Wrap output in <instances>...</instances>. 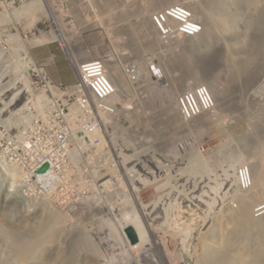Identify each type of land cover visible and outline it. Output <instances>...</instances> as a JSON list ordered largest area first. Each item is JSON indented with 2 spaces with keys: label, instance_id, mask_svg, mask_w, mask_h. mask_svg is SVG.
<instances>
[{
  "label": "rangeland",
  "instance_id": "1",
  "mask_svg": "<svg viewBox=\"0 0 264 264\" xmlns=\"http://www.w3.org/2000/svg\"><path fill=\"white\" fill-rule=\"evenodd\" d=\"M7 1L9 0H0V107L11 100L15 92L20 91V95L15 97L20 98L19 106L27 103L32 94H37L36 91L27 92L29 79L26 77L25 81L23 76L14 79L27 84H18L16 89L6 93V90L15 86V81L10 71V63L1 48L12 33L20 30L26 39H31L35 32L34 27L27 25V18L17 19L14 10H4ZM173 1L204 3L209 0ZM239 1L242 0H234V3ZM26 2L28 4L31 0ZM230 2L220 0L219 3L225 11H241L240 14L235 16L229 26L221 24L214 27L201 41L194 40L193 46L197 51L190 55L192 66L201 80H206V75L212 73L213 81L225 91V98L221 101L225 102L212 113L203 115L194 122L187 121L178 125L167 120L166 106L176 103V96L181 89L174 90L173 83L150 78L145 64L150 58L157 59L161 67L163 63L168 65L170 61V77L190 75L192 73L189 69L192 67L186 62L187 58L181 57L182 54L179 55L178 52L163 59L173 49L163 53L157 42V47L152 50V44H148L147 40L152 35L151 29L145 23L144 28L141 24L143 20L147 23L151 11L162 7L154 8L150 5L151 0H133V45H130V49L133 61L142 68V74L139 80L133 81V92L118 94L123 104L119 114L121 121L115 119L106 122L110 130L118 132L116 134L120 133L119 127L123 122L133 129L131 133L128 132L130 138L127 137L132 145L127 146L129 149L124 153H119L120 148L113 141L109 144L121 168H133L132 184L138 190L134 192L133 185L128 191L118 189L116 185H108L114 182L111 177L114 172L110 169H107L106 186L102 185L104 181L101 183L99 172L93 165L98 161L95 150L97 141L93 137L95 144L87 145L89 150H93L87 151L88 157L87 154L79 152L81 158H67L71 171L64 182L42 187L37 181L41 176L37 163L40 160L64 162L66 159L62 153L53 156V151L57 149L54 139L51 138L52 125L42 122L41 118L36 129L31 132L36 141L34 152L28 153L22 164L9 161L10 166L8 169L6 167L8 176L0 173V264H55L56 257L52 256L55 250L54 254L59 256L70 243L72 249L69 257L72 259L67 256L62 264H249L242 253L248 243L255 241L257 233L254 229H237L236 218L244 208L245 199L249 203L252 217L255 216V208L264 202V194L257 192V188L264 184V170L249 191L241 190L235 178L240 165H249L253 171L251 160L258 151V143L264 141V57L257 55L252 46L256 41L264 51V18L263 12L261 15H251L245 11L246 8L233 10ZM253 3L261 9L264 8V0H253ZM140 11L145 12L143 19ZM246 33L248 40L242 43L236 41L237 36L243 38ZM31 52L38 61V67L44 68L53 79L71 82L76 80L74 67L58 44L34 48ZM241 57L246 66L243 83H239L236 76L229 73L232 59ZM30 67L27 64L28 71L26 70L25 75L36 74ZM186 80L187 83L193 82L194 78L187 77ZM11 81L14 86L9 84ZM120 81L124 82V78ZM7 84L9 86L2 90L1 87ZM45 104L47 101L41 98L39 106ZM43 110L44 107L40 109ZM22 130H30L25 120L18 128L17 125L11 126L10 133L15 137L12 148L25 145L23 140L17 138L24 133ZM130 141L126 142L130 144ZM97 153L102 155L103 152ZM103 166L106 167L104 164ZM51 212L59 215V219L54 222V228L53 223L48 224V217L53 214ZM136 215L143 227L145 225L148 237L141 250L130 249L122 232V222L126 217L134 218ZM51 229L56 232L46 233ZM41 231L44 233L41 234ZM17 233L19 234L16 235ZM233 234L239 236L235 238ZM19 235L24 239H19ZM37 235L43 238L39 239ZM53 235V238H47ZM22 240H25L24 243ZM35 241L40 244L42 242L43 249L39 252L41 255L35 249L24 246L26 242ZM243 245L245 246L242 247ZM8 249L11 251L8 252Z\"/></svg>",
  "mask_w": 264,
  "mask_h": 264
},
{
  "label": "built area",
  "instance_id": "2",
  "mask_svg": "<svg viewBox=\"0 0 264 264\" xmlns=\"http://www.w3.org/2000/svg\"><path fill=\"white\" fill-rule=\"evenodd\" d=\"M25 1L9 0L4 10H16L17 6H21ZM40 2L48 12L40 19L43 27L39 35L50 36V40L45 41L46 44L56 42L62 48H71L69 49L71 61L78 66L79 80L64 85L55 82L46 72L40 73L32 67L36 74L29 73L31 86L39 94H48L50 98L43 111H40L42 107L39 106L40 99L37 95H31L24 107H16L15 101L12 105L0 109V159L11 156L12 163L22 164L26 155L34 152L36 141L31 132L43 118L42 122L52 125L51 138L54 139V146L57 149L53 151L55 153L53 156L62 153L66 159L64 162L40 160L37 163L38 171L41 173L37 181L42 187H48L53 183L64 182L68 178L71 168L67 158L73 159L79 152L87 154L88 157L87 151L93 152L87 147L95 144L92 137L97 141L95 145L97 151L98 148L104 147L112 135L105 120L117 115L118 104L111 98L119 89H113V82H116L115 78L118 75L110 62H114L126 78L127 92H133V80L135 81L133 69L136 71V68L133 67L132 61L124 60L129 59V54L124 48L133 45V41H129L127 45V37L133 32V0H40ZM149 16L160 39L158 41L165 49L173 47L171 43L176 44L187 35H197L202 31V23L193 10L182 4L156 10ZM1 50L10 63L13 79L25 76L28 68L25 67L27 57L22 39L15 37L5 41ZM83 51H89L90 54H80ZM149 67L153 77H162V67L157 60H149ZM16 81L17 85L21 84V81ZM178 104L186 120H193L202 113L211 111L215 105L214 101H208V87L204 84L183 92L178 98ZM24 120L30 126V130H22L24 133L17 138L23 140L25 145L12 148L15 137L10 133V128L16 125L18 128ZM93 129L98 130V135L91 136L90 131ZM105 156L107 154H103V157ZM108 165L116 164L111 160ZM94 167L99 172L101 180L103 167L100 163H96ZM4 170L6 164L5 169H0V173H4ZM127 177L123 174L116 175L115 180L122 184L123 188H127ZM238 181L243 189L252 186V175L247 166L239 168ZM255 214L256 216L264 214V202L257 206Z\"/></svg>",
  "mask_w": 264,
  "mask_h": 264
},
{
  "label": "bare ground",
  "instance_id": "3",
  "mask_svg": "<svg viewBox=\"0 0 264 264\" xmlns=\"http://www.w3.org/2000/svg\"><path fill=\"white\" fill-rule=\"evenodd\" d=\"M173 0H151V4L150 5H152V6H154V8L155 7H157V6H159L160 8L162 7V8H166V6H169V5H171V4H179V2L177 1V2H172ZM231 2V5L234 7V9L233 10H239V9H241V10H243L244 8H246V10L245 11H247L249 14H251V15H257V13L258 14H260L261 15V13L263 12V15H262V17L264 18V8H260L259 6H257L255 3H253V0H242V1H239V2H237L236 4L234 3V0H230ZM220 2V0H209V1H207V2H204V3H197V2H188V1H180V3H182V5H185V6H188V7H190V10H194V13H195V15H196V17L198 18V19H200L201 21H202V23H203V26H204V29L199 33V34H197V37L195 36V35H187V38H185V39H182V40H180V42L179 43H177V44H175V46L174 47H172V49L173 50H171V51H169V53L167 54V57H163V59H166V58H168L169 56L171 57L173 54H176L177 52V54H179V55H181V57H186L187 59H185L186 60V62L188 63V65L190 66L191 65V69H189V71H190V73H192V74H187L186 76L184 75V76H182V75H175L174 77L172 76V77H170L169 76V63H170V61H169V63H168V65L166 64H162V69H163V75H164V79L162 80L164 83H166V82H169V83H173L172 84V86L173 87H175V89L174 90H176V89H181L180 91H183L184 89H186V88H188V87H190V86H193V85H195V84H197V83H205V84H207L208 86H209V88L212 90V92H213V94H214V96H215V101H216V107H219L221 104L223 105L224 103L223 102H225V101H223V102H221L222 100H223V98H225L224 96V90L221 88V87H219V85L218 84H216L213 80V78H211V76H212V73L211 74H209V75H206V80H201V78H200V76L197 74V70L196 69H194L193 68V66H192V64H193V60H191L192 58H190V55L191 54H193V53H195L196 51H195V47L193 46V45H195L193 42H194V40L196 41H201L203 38H204V36H208L209 35V33L212 31V29L214 28V27H218L219 25H224V26H229L230 24H231V22L235 19V16L237 15L238 16V13L239 12H241V11H237V12H233V11H225L226 9H224L223 8V6H222V4L221 3H219ZM184 3V4H183ZM144 8V7H143ZM147 8V7H146ZM170 8V7H169ZM45 10H46V8L42 5V3L40 2V1H31V2H29L28 4H26V5H23V7L22 8H18L17 10H14L13 12H14V15L16 16V18L17 19H21L22 17H25V18H27V25H29V26H31V27H34L35 26V24H36V22L38 21V19L40 18V16L45 12ZM229 10H232V9H229ZM259 10H262V11H260L259 12ZM144 14H145V12H141L140 11V16H142V18L141 19H143V17H145L144 16ZM240 14V13H239ZM242 14V13H241ZM146 18H147V16H146ZM257 21V20H256ZM261 21V20H260ZM143 23H145L146 25H148L149 27H150V29H151V32H152V35L150 36V37H147V40H148V44H152V50H154L155 49V47H157L156 45H158L157 43H159L158 42V40L160 41V39L158 38V36L156 35V32H155V30H154V27H153V25H152V23H151V21H150V19L148 18V21H147V23H146V20H143V22H142V24H141V27H145V26H143ZM27 28V27H26ZM222 28V27H221ZM225 29H227V28H225ZM232 29V28H231ZM228 30V29H227ZM134 32L136 33V31L134 30ZM134 33V34H135ZM147 33V32H146ZM145 33V34H146ZM234 33H236V32H234ZM17 34L19 35V37L21 36V37H23V39H22V41H23V47L25 48V51H26V57H27V60H26V63H33V67H34V69L35 70H37V71H39L40 73H42V72H44V70L42 69V68H40V67H38V64L35 62V59H34V56L32 55V52H31V48L33 47V46H35V45H40L41 43H43V41H45V39H47L48 37H46L45 35H34L31 39H26L23 35H22V33L20 32V30L17 32ZM131 36H128L127 37V45H128V42L130 41H133V32H131V34H130ZM156 36H157V38H158V40L156 39ZM188 36H195V37H188ZM14 37V35H12V38ZM178 37H181V36H178ZM236 37V36H235ZM136 38V37H135ZM211 38V37H210ZM173 39V38H172ZM171 39V40H172ZM124 40V39H123ZM136 40V39H135ZM246 40H248V33H246L245 35H244V37L242 38V37H239V36H237L236 37V41H239V43L241 42H245ZM157 42V43H156ZM236 43V42H235ZM238 43V44H239ZM202 44V43H201ZM237 44V45H238ZM258 42H253V47H254V49L253 50H255L256 52H257V55H259L260 57H264V51L258 46ZM171 45H174L173 43H171ZM242 45V44H241ZM244 45V44H243ZM248 45V44H247ZM180 47V49H177V47ZM199 46V45H198ZM234 46V45H233ZM249 46V45H248ZM199 48V47H198ZM245 48V47H244ZM68 49H71V48H68ZM124 49H126L127 50V53L129 54V59L128 60H126V59H124L125 60V62H128V61H132L133 62V53H132V50L130 49V48H127V47H125ZM229 49V48H228ZM233 49V48H232ZM239 49V48H238ZM207 50V49H206ZM230 50V49H229ZM243 50V49H242ZM90 51V50H89ZM89 51H83V52H81L80 54H82V55H88V54H90L89 53ZM91 52V51H90ZM153 52V51H152ZM159 52V51H158ZM167 52V51H166ZM175 52V53H174ZM199 52V51H198ZM220 52V51H219ZM240 52V51H239ZM200 53V52H199ZM228 53V52H227ZM155 54V53H154ZM243 54V53H242ZM194 55V54H193ZM227 55V54H226ZM234 55V54H233ZM237 55V54H236ZM175 56V55H174ZM205 56H206V54H205ZM232 56V55H231ZM160 57H162V55L160 56ZM198 57V56H197ZM245 57V56H244ZM175 59H177L176 57H174ZM243 57H241V58H237V59H232V63H231V65H229V66H231L232 68H231V70H229V73H231L230 75H235L236 76V80H238V82L239 83H243V76L245 75V71L246 70H244V67H246L245 66V62H243V59H242ZM246 58V57H245ZM170 59H172V58H170ZM194 59V58H193ZM197 59V58H196ZM229 60V59H228ZM246 60V59H245ZM183 61V60H182ZM199 61H201V60H199ZM195 62V61H194ZM204 62V61H203ZM228 62V61H227ZM247 62V61H246ZM113 63L114 62H110V65L114 68H117L115 65H113ZM205 63V62H204ZM115 64V63H114ZM174 64V63H173ZM180 64V63H179ZM176 65V64H175ZM228 65V64H227ZM174 66V65H173ZM181 66V65H180ZM27 67V66H26ZM133 67H135L136 68V71L133 69V79H140V77H141V74H142V72H141V67H139L137 64H134L133 65ZM31 68V67H30ZM185 68V67H184ZM194 69V70H193ZM117 70L119 71V72H121L120 71V69H118L117 68ZM209 70H211V69H209ZM187 72V71H186ZM208 72V71H207ZM189 73V72H188ZM228 74V73H227ZM229 75V76H230ZM119 76H120V79H118V81L121 83L122 81H120L122 78H121V74H119ZM20 77H22V76H19L18 77V79L20 78ZM187 77H193L194 78V81L193 82H186L187 80ZM232 77V76H231ZM22 78H26V77H22ZM229 78V77H228ZM232 78H234V77H232ZM190 79V78H189ZM25 81H26V79H25ZM233 81V80H232ZM186 82V83H185ZM13 84V86H14V82L13 81H11V82H9V84ZM26 84H27V82H25ZM29 83H30V81H29ZM9 84H7V85H3L1 88H2V90H4L5 88H7L8 86H9ZM170 88V87H169ZM208 88V101H214V99H213V96H212V93H211V91H210V89ZM224 88V87H223ZM28 89L30 90V88H29V86H28ZM113 89H119V86H118V84H117V82H113ZM173 89V88H172ZM171 89V90H172ZM179 91V90H178ZM176 92V91H175ZM20 92L18 91V92H15V94H14V96H13V98L12 99H14L15 97H17L18 96V94H19ZM3 94V93H2ZM1 94V95H2ZM118 94H119V92L114 96V98H111V100H115L116 101V99H117V97H118ZM6 95V94H5ZM20 95V94H19ZM4 96V95H3ZM227 96V95H226ZM120 97V96H119ZM118 97V101H119V103H121V99ZM5 98V97H4ZM41 98H46V96H40V99ZM9 100L8 102H7V104H10L13 100ZM228 98H226V100H227ZM230 102V101H229ZM176 103H174V104H168L167 106H166V110H167V120L168 121H170V122H172V123H174V124H178V123H187V121L186 120H184L183 118H182V116H181V114H180V111H179V109H178V106H177V104L175 105ZM123 111V110H122ZM127 112V111H126ZM125 113V112H124ZM166 113V112H165ZM166 115V114H165ZM164 117V116H163ZM201 118V117H200ZM205 118H207V117H205ZM154 119V118H153ZM205 120V119H204ZM207 120V119H206ZM202 121V120H201ZM131 122L133 123V117H132V119H131ZM206 122V121H205ZM114 123V122H113ZM171 123V124H172ZM204 123V122H203ZM181 124V125H182ZM109 125V124H108ZM111 125V124H110ZM114 125H116V124H114ZM179 125V124H178ZM209 125V124H208ZM184 126V125H183ZM196 126V125H195ZM199 126V125H198ZM116 127H118V126H116ZM186 127V126H185ZM132 128V127H131ZM131 130H133V129H131ZM122 131V130H121ZM120 131V133L119 134H116V133H118V132H116V133H114L113 132V134H112V140L111 141H113V143H115V145H118V139L119 138H123L124 136L122 135V132ZM97 132H98V130H95V129H93V130H91L90 131V134H91V136H93L94 134H97ZM121 134V135H120ZM129 134V133H128ZM125 138V137H124ZM126 141H129L128 139H127V137H126ZM112 143V144H113ZM128 143V142H127ZM263 154H264V141H262V142H259L258 143V151L253 155V158H252V160H251V165L253 166V173H254V185H255V182H256V179L261 175V173H262V171L264 170V166H263V161H264V156H263ZM130 156V155H129ZM133 156V155H132ZM137 156V155H136ZM77 157H79V156H77ZM125 157V156H124ZM125 159H127V157L125 158ZM9 161L12 163V157L11 156H4V159H0V169H5V164H6V167H7V169L9 168V166H10V164H9ZM17 165V164H16ZM12 167H14V166H12ZM20 168V167H19ZM4 174L6 175V176H8L9 175V172H7V170H4ZM134 174V173H133ZM233 176H234V178H235V172H234V174H233ZM17 178V177H16ZM134 178V177H133ZM20 180H18V182H19ZM235 181H237L236 180V178H235ZM21 182V181H20ZM20 184V183H19ZM135 184V183H134ZM13 185V184H12ZM131 185H133V184H131ZM133 186H135V185H133ZM254 187V186H253ZM252 187V188H253ZM251 188V189H252ZM251 189H249V190H251ZM134 192L136 191V190H138L137 189V187L135 186L134 187ZM249 190H243V191H249ZM257 192L258 193H260V194H264V184H263V186H260L259 188H257ZM134 196H135V193L133 194ZM134 198H136V197H134ZM134 201H135V199H134ZM245 203H244V205H243V210L237 215V218H236V222H237V229H254L255 231H256V233H257V236H256V239H255V241L253 242V240H252V242H250V243H248L247 245H246V247H245V249H244V251H243V253L242 252H240V253H242V256L244 257V260H246V262L247 263H252V262H254L255 261V263L254 264H264V216H261V217H255V216H253L252 217V214L250 213V211H249V203H248V201H247V199H245ZM140 203V202H139ZM139 205V204H138ZM144 209V208H143ZM141 210V209H140ZM145 210V209H144ZM53 211V210H52ZM50 212V210L48 211V213ZM55 212V211H54ZM143 212V211H142ZM51 213H53V212H51ZM50 213V214H51ZM57 213H53V214H51V215H49V217H48V224L50 223H53V228H54V225H55V221H57V219H59V215L57 214ZM61 215V214H60ZM123 224H122V232H123V236H124V238L126 239V241H127V243L129 244V246H130V249H139V250H141V249H143V247H144V245L146 244V239L148 238L147 237V231L144 229V227H145V225H144V227H143V225H142V223H141V221H140V219H139V217H138V215H136L134 218H133V216H132V218L129 216V217H126V220L124 221V222H122ZM44 224H45V222H44ZM47 224V223H46ZM49 224V225H50ZM128 224H132L134 227H135V229H136V231H137V233H138V235H139V241L137 242V243H129V238H128V236H126L127 235V233L125 232V227L128 225ZM45 226V225H44ZM48 226V225H47ZM4 227V226H3ZM41 227V226H40ZM46 227V226H45ZM45 227H41V228H45ZM52 226H50V228H51ZM56 228H58V227H56ZM222 229V228H221ZM235 229V228H234ZM9 230H10V228H9ZM46 230V229H45ZM8 231V230H7ZM59 231V230H58ZM221 231V230H220ZM3 232V231H2ZM16 232V231H15ZM42 232V231H41ZM50 232H52V233H55L56 232V230H54V229H51V230H49V232L47 231L46 233H50ZM241 232V231H240ZM250 231H248V233H249ZM254 232V231H253ZM40 233V231H38V234ZM44 232H42L41 234H43ZM233 233V232H232ZM6 234V233H5ZM19 233H17L16 235H18ZM62 234H65V232L64 233H62ZM243 234V233H242ZM249 234H251V232L249 233ZM12 235V234H11ZM15 235V236H16ZM20 235H21V233H20ZM18 236V238L19 239H24V237L23 236ZM45 235V234H44ZM54 235H56V234H54ZM54 235L53 236H47V238L48 237H54ZM69 235V234H68ZM232 235V234H231ZM234 236H235V238H237L239 235L238 234H233ZM252 235H255V233H253ZM251 235V236H252ZM38 236V235H37ZM40 236V235H39ZM38 236V237H39ZM58 236H60L59 234H58ZM64 236V235H63ZM82 236H83V234H82ZM17 237V236H16ZM42 237V236H41ZM41 237H39V239L41 238ZM71 237V236H70ZM80 237V236H79ZM221 237V236H220ZM225 237V236H224ZM231 237H233V236H231ZM43 238V237H42ZM46 238V239H47ZM72 238V237H71ZM249 238V237H248ZM11 239V238H10ZM38 239V241H41V240H39ZM74 239H75V237H74ZM78 239V238H77ZM80 239H81V237H80ZM225 239V238H224ZM223 239V240H224ZM249 239H251V238H249ZM249 239H247V240H249ZM253 239V238H252ZM68 240V239H67ZM69 240H71L70 238H69ZM73 240V239H72ZM84 240V239H83ZM245 240V239H244ZM14 241V240H13ZM21 241V240H20ZM23 241V240H22ZM25 241V240H24ZM24 241H23V243H24ZM38 241H35L34 243H30V242H26V244L24 245V246H27L28 248H33V249H35V251L37 252V253H39V252H41V248L43 247V245L41 246V244H42V242H41V244L40 243H38ZM52 241V240H51ZM54 241V240H53ZM80 241V240H79ZM79 241H78V243H79ZM225 241V240H224ZM15 242V241H14ZM66 242V241H65ZM20 243V242H19ZM52 243V242H51ZM83 243V242H82ZM81 243V244H82ZM243 243H245V242H243ZM57 244V243H56ZM61 244V243H60ZM12 245V244H11ZM20 245H21V243H20ZM19 245V246H20ZM23 245V244H22ZM21 245V246H22ZM224 245H225V243H224ZM52 246V245H51ZM63 246V245H62ZM66 246V245H65ZM70 246H71V243L69 244V245H67L66 247H64V250H63V252H61V253H59L60 255L58 256V255H56V254H54V253H56V250H55V252L53 253V255L52 256H54L55 255V257H56V260H55V264H62V262L65 260V258L68 256L69 257V254L71 253L70 252V250L72 249V248H70ZM76 246V245H75ZM77 246H80V245H77ZM245 245H243L242 247H244ZM13 247V246H12ZM12 247H11V249H12ZM46 247V246H45ZM45 247H44V249H45ZM48 247H50V246H48ZM57 247H58V245H57ZM61 247V246H60ZM81 247V246H80ZM14 248V247H13ZM15 248H17V247H15ZM14 248V249H15ZM54 248H56V246L54 247ZM223 248V247H222ZM18 249V248H17ZM17 249H16V251H17ZM20 249H21V247H20ZM25 249V248H24ZM43 249V248H42ZM77 249V248H76ZM226 249V248H225ZM9 250L10 249H8V252H9ZM58 250V249H57ZM11 251V250H10ZM15 251V252H16ZM34 251V252H35ZM43 251V250H42ZM60 251V250H59ZM62 251V250H61ZM7 252V253H8ZM14 252V251H13ZM22 252V251H21ZM24 253H26L25 251H23ZM22 252V253H23ZM46 252V251H45ZM210 252V251H209ZM58 253V252H57ZM75 253V252H74ZM207 253V252H206ZM15 253H13V255H14ZM32 254V256H33V253H31ZM34 254H36V253H34ZM40 255H41V253H39ZM43 254H44V252H43ZM73 254V253H72ZM205 254V253H204ZM7 255V254H6ZM9 255V254H8ZM12 255V254H11ZM20 255V254H19ZM77 255V254H76ZM213 255V254H212ZM2 256V255H1ZM70 256H71V254H70ZM209 256H211V255H209ZM209 256H207V257H209ZM240 256V255H239ZM23 257V256H22ZM31 257V256H30ZM36 257V256H35ZM37 257H39V256H37ZM42 257H45V256H42ZM50 257V256H49ZM55 257H54V259H55ZM67 257V258H68ZM75 257V256H74ZM73 257V258H74ZM47 258V257H46ZM51 258V257H50ZM70 259H72V257H69ZM79 258H80V256H79ZM240 258V257H239ZM17 259V258H16ZM18 259H21V258H19L18 257ZM32 259V258H31ZM30 259V260H31ZM34 259V258H33ZM40 259V258H39ZM42 259V258H41ZM40 259V260H41ZM47 259H49V258H47ZM51 259H53V258H51ZM53 259V260H54ZM77 259V258H76ZM219 259V258H218ZM1 260V259H0ZM22 260H23V258H22ZM44 260H45V258H44ZM226 260V259H225ZM242 260V259H241ZM76 261V260H75ZM200 261V260H199ZM198 261V262H199ZM221 261V260H220ZM2 262H3V260H2ZM5 262H7L6 260H5ZM36 262V261H35ZM35 262H33V263H35ZM42 262H44V261H42ZM50 262H51V260H50ZM66 262V261H65ZM200 262H202V261H200ZM9 263V262H8ZM18 263V262H17ZM37 263V262H36ZM41 263V262H40ZM76 263V262H75ZM222 263V262H221ZM245 263V262H244ZM19 264V263H18ZM30 264H32V263H30ZM48 264V263H47ZM202 264V263H201ZM208 264V263H207ZM226 264V263H225ZM246 264V263H245ZM253 264V263H252Z\"/></svg>",
  "mask_w": 264,
  "mask_h": 264
},
{
  "label": "clouds",
  "instance_id": "4",
  "mask_svg": "<svg viewBox=\"0 0 264 264\" xmlns=\"http://www.w3.org/2000/svg\"><path fill=\"white\" fill-rule=\"evenodd\" d=\"M26 1H28V0H26ZM24 2L21 6L20 5H18L17 6V9L18 8H22L23 7V5L24 4H26L27 2ZM32 1V0H31ZM33 1H35V0H33ZM36 1H40V0H36ZM141 1H143V0H141ZM138 2V1H137ZM179 4H182V3H180L179 2ZM171 5H174V4H171ZM171 5H169V6H166V8L167 7H170ZM190 8V7H189ZM16 9V10H17ZM162 9H165V8H161V9H158V10H162ZM154 11H156V10H153V11H151V12H154ZM46 12H48V10H45V12L40 16V18L38 19V21L36 22V24H35V26H34V29H35V32H34V34H33V36L35 35H39V32H40V30L42 29V23L40 22V19L42 18V16L43 15H45L46 14ZM150 12V13H151ZM193 12H194V10H193ZM150 13H149V15H150ZM195 14V13H194ZM196 16V15H195ZM149 19H150V16H149ZM200 20V19H199ZM200 22L202 23V21L200 20ZM204 29V26H203V23H202V30ZM155 30V29H154ZM12 35H14V37L12 38ZM22 35H23V33H22ZM42 35H44V34H42ZM23 36H25V35H23ZM46 36V35H45ZM195 36H197V35H195ZM195 36H188V37H195ZM15 37H18V38H21V39H23V37H19V35L17 34V32H15V33H12L11 34V37L10 38H8L7 40H10V39H14ZM46 37H48L47 39H45V41H48V40H50V36H46ZM26 38V37H25ZM187 38V37H186ZM156 39H157V36H156ZM185 39V38H184ZM158 40V39H157ZM45 41H43V43H41L40 45H35L34 47H32L31 49H36V48H38V47H43V46H50V45H53V44H55L56 42H53V43H48V44H46L45 43ZM159 42V41H158ZM179 42V41H178ZM177 42V43H178ZM176 43V44H177ZM56 44H58V43H56ZM159 45H160V43H159ZM59 46V45H58ZM161 46V45H160ZM175 46V45H174ZM173 46V47H174ZM59 47H61V46H59ZM162 47V46H161ZM62 48V47H61ZM127 48H130V46H128ZM25 49V48H24ZM63 49V51L67 54V56L69 57V61H70V63H71V65L74 67V74H75V76H76V80L75 81H72V82H70V83H64V82H62V81H57V80H55V79H53V77L44 69V68H42L43 70H44V72H42V73H47L55 82H57V83H62V84H64V85H70V84H73V83H76L78 80H79V74H78V66L76 65V64H74L72 61H71V52H70V50L68 49V48H62ZM168 49H172V47L171 48H167V49H165V48H163L162 47V50H163V53H166L165 52V50H168ZM169 53V52H168ZM168 53H166V54H168ZM33 55V54H32ZM94 55V54H93ZM52 59L54 58V54L52 55V57H51ZM35 59V58H34ZM151 59H155V58H150V59H148L147 60V62H146V64H145V66H146V70H147V73H148V76L150 77V78H152V79H155V80H163L164 79V75H162V77L161 78H155V77H153L152 76V71L150 70V67H149V60H151ZM27 60V59H26ZM155 60H157V59H155ZM158 61V60H157ZM35 62L38 64V61L35 59ZM159 62V61H158ZM133 63L134 64H136L135 63V61H133ZM27 64L28 65H30L31 67H33V63H25V65L27 66ZM159 64H160V62H159ZM115 66H116V64H115ZM117 67V66H116ZM34 68V67H33ZM118 68V67H117ZM117 68H113L114 69V71H115V73H117V78H115V81L117 82V84H118V86H119V93H122V95L124 94V95H126V93H128L127 92V90H126V87H127V85H128V83H127V80H126V78L122 75V72H119L118 70H117ZM119 69V68H118ZM121 71V70H120ZM162 72H163V69H162ZM119 74H121V78H124V82L122 81L121 83L118 81V79H120V76H119ZM24 77H27L28 79H29V81H30V74L29 75H25ZM139 80V79H138ZM15 81V86L13 87V88H9L8 90H6V93L7 92H9V91H12L13 89H16L17 87L16 86H18L16 83H17V81L16 80H14ZM134 81V80H133ZM135 82V81H134ZM21 84H24L25 85V82H23V81H21ZM200 84H204V85H206L208 88H209V86L207 85V84H205V83H197V84H195V85H193V86H190V87H188V88H186V89H184L183 91H181V92H179L178 94H177V96H176V103H177V106H178V109H179V111H180V114H181V116H182V118L184 119V120H186L184 117H183V115H182V113H181V110H180V107H179V104H178V98H179V96L183 93V92H185L186 90H189V89H192V88H195L196 86H198V85H200ZM29 88H30V90L26 87V90H27V92H31V93H33V91H36L35 89H34V87H32L31 86V84L29 83ZM210 89V88H209ZM210 91H211V93H212V96H213V99H214V108L211 110V111H209V112H204V113H202L200 116H198V117H196V118H194L193 120H186V121H188L189 123H191V122H194V121H196L198 118H200V117H202L203 115H206V114H210V113H212L213 112V110L216 108V101H215V96H214V94H213V92H212V90L210 89ZM20 92V91H19ZM37 92V91H36ZM117 92V93H118ZM116 93V94H117ZM32 95H37L38 97H39V99H40V96H46V98H44V101H47L49 98H50V96H48V94H44V93H41V94H39V92H37V94H32ZM18 97V96H17ZM16 97V98H17ZM14 99L10 104H5V103H3L2 105L3 106H1L0 107V109L1 108H6V107H8V106H10V105H12L15 101H17V104H16V107H24L25 106V104L26 103H23L22 105H20L19 106V100H20V98H18V99ZM31 98V97H30ZM114 98V97H113ZM29 99V98H28ZM41 100V99H40ZM40 100H39V103H40ZM114 102L115 103H117L118 104V112H117V115L116 116H111V117H108L107 118V120H115V119H117V120H119V121H121L120 119H119V114H120V108L121 107H123V104L122 103H119V101H115L114 100ZM47 104H45V106H46ZM45 106H41L42 108L44 107L45 108ZM41 108V109H42ZM118 121V122H119ZM105 122H106V120H105ZM18 123H20V122H18ZM192 124H194V123H192ZM108 125V124H107ZM195 125V124H194ZM108 128H109V125H108ZM119 129H120V131L122 130V135L125 137V138H120L119 140H120V144H118V146H119V148H120V151H119V153L120 154H122V153H124V151L125 150H127V149H129L127 146H129V145H132V143H131V141H130V144H128L127 142H126V137H129L130 138V135L128 134V132H130L131 133V128H130V125L129 124H126V122H123V123H121V125H120V127H119ZM110 132H111V134H113V131L112 130H109ZM97 135H98V132H97ZM112 140V135H111V137L110 138H108L107 139V143H105V145H104V147H102V148H98V150L96 151V157H98V161L97 162H94L93 163V165L95 166V164L96 163H100L101 164V166L103 167V171H102V173H103V176H102V178H101V182H103L102 184H104L105 186H106V182H105V178H106V176L108 175V170L107 169H110V170H112L113 172H114V174L111 176L113 179H114V182H110L108 185H116L117 186V188L118 189H121V190H123V191H128V190H130L131 189V187H132V180H133V170L131 171V169H133L132 167L131 168H125V169H123V168H121V164L118 162V161H116L115 160V157H114V155H113V151H112V149H111V146H110V141ZM112 142V141H111ZM104 150V151H103ZM97 152H103L102 153V155H100L99 153H97ZM103 154H107V156L109 157H107V156H105V157H103ZM77 156H79L80 157V154H77ZM76 156V157H77ZM104 159V160H101L102 158ZM81 158V157H80ZM114 161L115 162V166H113V165H108V162H110V161ZM103 164L106 166V167H104L103 166ZM241 166H247L248 168H249V170H250V172H251V175H252V186L249 188V189H251L253 186H254V175H253V171H252V169H250V167H249V165H240L239 167H238V169H237V172H236V180H237V183H238V186H239V188L241 189V190H249V189H243L241 186H240V184H239V181H238V170H239V168L241 167ZM44 168H46V165L44 166ZM94 168H96V167H94ZM13 170H17V168H12ZM7 172H8V170H7ZM121 174H123V175H125V176H128L127 177V188H123L124 186L122 185V184H120L119 182H117L116 180H115V176L116 175H118V176H120ZM100 175V174H99ZM98 175V176H99ZM4 178H6V177H4ZM3 178V179H4ZM263 203V202H262ZM261 203V204H262ZM257 208V207H256ZM255 208V209H256ZM254 215H255V217H261V216H264V214L263 215H260V216H256V214H255V210H254Z\"/></svg>",
  "mask_w": 264,
  "mask_h": 264
},
{
  "label": "water",
  "instance_id": "5",
  "mask_svg": "<svg viewBox=\"0 0 264 264\" xmlns=\"http://www.w3.org/2000/svg\"><path fill=\"white\" fill-rule=\"evenodd\" d=\"M125 232L127 233V236L131 243H137L139 241V235L132 224H128L125 227Z\"/></svg>",
  "mask_w": 264,
  "mask_h": 264
},
{
  "label": "crops",
  "instance_id": "6",
  "mask_svg": "<svg viewBox=\"0 0 264 264\" xmlns=\"http://www.w3.org/2000/svg\"><path fill=\"white\" fill-rule=\"evenodd\" d=\"M62 82H64V83H70L71 80H63Z\"/></svg>",
  "mask_w": 264,
  "mask_h": 264
}]
</instances>
